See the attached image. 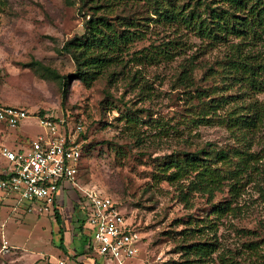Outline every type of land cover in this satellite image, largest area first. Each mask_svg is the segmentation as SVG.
Here are the masks:
<instances>
[{"label":"rangeland","instance_id":"obj_1","mask_svg":"<svg viewBox=\"0 0 264 264\" xmlns=\"http://www.w3.org/2000/svg\"><path fill=\"white\" fill-rule=\"evenodd\" d=\"M81 4L0 0V102L29 114L16 127L0 123V146L26 150L45 133L40 116L66 128L82 124L76 186L63 185L47 210L13 199L0 204V264H113L83 252L85 190L111 197L139 231L138 254L124 264H264V117L256 118L264 114V41L214 40L131 0L107 14L112 22L133 18L140 25L130 30L141 37L90 85L70 78L62 86L32 64L75 72L60 49L84 31L92 1ZM244 63L255 67L252 74ZM201 149L227 153L212 164L223 176L212 195L189 192L188 180H168L176 154ZM181 190L189 192L185 202ZM198 240L214 243L213 253L203 259L186 253L184 245Z\"/></svg>","mask_w":264,"mask_h":264},{"label":"trees","instance_id":"obj_2","mask_svg":"<svg viewBox=\"0 0 264 264\" xmlns=\"http://www.w3.org/2000/svg\"><path fill=\"white\" fill-rule=\"evenodd\" d=\"M72 3L73 0H65ZM81 6L85 0H78ZM89 6L91 13L84 21V31L81 35L67 40L61 47V52L69 54L75 64V72L70 75H59L58 72L39 61L32 64V68L44 78L62 81L65 86L71 79H79L86 85L106 69L116 65L118 55L128 43L141 37L138 29L130 30L137 24L131 17L117 18L112 22L107 11L114 5L127 3L131 0H91ZM135 1V0H133ZM151 5L154 12L165 22H176L192 28L202 36L211 39H223L227 35L238 37L248 35L252 39L264 41V0H192L193 4L180 5L179 0H138ZM119 27H123L119 30ZM241 63V62H240ZM248 67L247 64H243ZM259 66H256V68ZM264 67V66H263ZM253 73L255 67H248ZM42 115V114H40ZM264 114L257 116V122L263 120ZM57 122V119L51 118ZM206 119V118H203ZM255 120H252L254 122ZM7 126V125H6ZM80 140V139H79ZM204 150L176 154L169 164L173 170L168 176L170 182L188 180L189 192H203L212 195L223 180V176L212 167L215 160L225 161L227 153L223 151ZM201 154L204 156L202 157ZM180 191L182 201H187L188 193ZM226 210V206L218 209ZM56 221L60 225V216L56 212ZM79 233L85 246L83 252L94 254L89 245V238L84 232L85 218L82 217ZM196 224H194L195 226ZM194 230V229H193ZM198 231V228H195ZM194 230V231H195ZM188 236V235H187ZM59 248L66 251L60 239ZM186 253L203 259L214 251V243L207 241H194L184 245ZM231 264V263H229Z\"/></svg>","mask_w":264,"mask_h":264},{"label":"built area","instance_id":"obj_3","mask_svg":"<svg viewBox=\"0 0 264 264\" xmlns=\"http://www.w3.org/2000/svg\"><path fill=\"white\" fill-rule=\"evenodd\" d=\"M29 114L26 109L0 102V123L16 127ZM44 134L29 142L26 150L14 151L1 145L0 204L7 199L16 203L38 204L45 210L53 208L65 184L77 185L82 149L80 122L66 128L48 116L38 117ZM89 207L85 208V234L93 252L113 264H124L138 254L141 236L133 222L121 212L111 197L95 190H85ZM44 264H64L63 260Z\"/></svg>","mask_w":264,"mask_h":264}]
</instances>
